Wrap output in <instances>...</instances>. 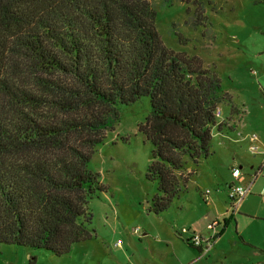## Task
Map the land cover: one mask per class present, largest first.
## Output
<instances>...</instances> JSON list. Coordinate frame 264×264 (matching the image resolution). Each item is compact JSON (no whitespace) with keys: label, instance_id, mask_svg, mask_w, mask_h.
Here are the masks:
<instances>
[{"label":"trees","instance_id":"trees-1","mask_svg":"<svg viewBox=\"0 0 264 264\" xmlns=\"http://www.w3.org/2000/svg\"><path fill=\"white\" fill-rule=\"evenodd\" d=\"M155 17L147 0H0V245L59 257L91 238L87 204L105 191L93 150L142 98L156 185L147 212L185 191L184 158L208 156L227 94L165 48Z\"/></svg>","mask_w":264,"mask_h":264},{"label":"rangeland","instance_id":"rangeland-1","mask_svg":"<svg viewBox=\"0 0 264 264\" xmlns=\"http://www.w3.org/2000/svg\"><path fill=\"white\" fill-rule=\"evenodd\" d=\"M147 1L165 48L216 74L227 94L220 109L223 117L231 108L237 110L236 129L222 135L213 130L209 154L197 165L184 158L186 172H191L185 191L156 216L146 210L156 193L155 183L145 178L152 147L138 132L148 116V99L120 107L118 121L94 148L89 164L105 188L87 204L91 238L59 257L0 245V264H28L30 257L34 264H264V197L250 193L256 198L244 201L248 213L232 210L226 185L237 183L232 166L241 165L245 173L262 162L261 156L253 157L248 137L256 136L258 147L264 143V0ZM263 185L264 172L254 191ZM224 221L228 231L216 244ZM213 223L218 224L211 229L214 244L206 257H198L184 239L189 235L179 236L181 230L203 235ZM240 234L251 246L232 245L230 240L238 241ZM118 242L121 248L115 246ZM252 248L262 254L255 256Z\"/></svg>","mask_w":264,"mask_h":264},{"label":"crops","instance_id":"crops-1","mask_svg":"<svg viewBox=\"0 0 264 264\" xmlns=\"http://www.w3.org/2000/svg\"><path fill=\"white\" fill-rule=\"evenodd\" d=\"M218 109L220 110V124L222 125L221 126V130L220 131H218V130H216V129H214V130H216V134H220V135H222V133L224 132V131H228V130H234V129H236V126L237 125H235V127L232 125V123H233V116H234V114H235V112L237 113V110L236 109H234V108H231V111H230V113L226 116V117H223V114H222V110L220 109V105L218 106ZM242 114V113H241ZM224 124H226L225 126H224ZM261 148V149H260ZM264 150V143H262V142H260V144H259V150H258V152H256L255 154H253V157H256V156H261V152ZM262 157V156H261ZM234 168H237V169H242V166L241 165H235V166H232V169H234ZM231 169V170H232ZM249 171H247V172H245V173H242V171H241V173H242V177L240 178V184L242 185V186H246L247 184H249L250 183V179H251V175L252 174H255V173H258V171H259V167H257V166H254V165H251V166H249V169H248ZM190 171V170H189ZM262 172H264V171H261V172H259L258 173V175H257V177H256V179L251 183V186H250V189H249V193L245 196V198L241 201V203L239 204V206H237V207H239V209H242V211H243V213H248V211L246 210V209H244V204H245V202H248V201H250V200H253L254 198H256V197H248V195H250V193H259V194H262V196L264 197V185L263 186H261V187H256V190H257V192L256 191H254V188H253V186H254V184H255V182L257 181V180H260V177L262 176ZM233 184V181H229L228 182V184H226L227 185V191H228V187L230 186V185H232ZM253 188V189H252ZM252 196H254V194L252 195ZM249 199V200H248ZM246 200V201H245ZM245 201V202H244ZM205 202H209V199H205ZM233 219H235V217L233 218ZM218 224H216V226H217ZM223 229H225V230H223ZM222 229V231H221V233L219 234V235H221L220 237H217V235H216V241H215V243L216 244H221V238L223 239L224 237H225V235H226V233H227V231H228V228H227V226L226 225H224V228ZM139 230V229H138ZM203 233V235H201V236H203V237H205V238H211L212 240L214 239V237H215V235H214V233H213V231H211V229L209 230V231H204V232H202ZM144 236L146 235L145 233L143 234ZM224 236V237H223ZM238 238H239V240L238 241H236L235 239V237L234 238H232L230 241H231V243H232V245H234V246H237L238 244L237 243H239L240 242V244H243V246H246V245H248V246H251V243L250 242H247L246 240H244V238L242 237V234H240L239 236H238ZM214 241V240H213ZM213 244H214V242H213ZM116 246V245H115ZM121 246V245H120ZM117 247V246H116ZM117 248H121V247H117ZM194 248V247H193ZM196 251H197V253H198V257H206V255H208L209 254V251L211 250V248L209 249V250H207V251H205V250H202L201 248L200 249H197V248H194ZM252 249H255V250H253V253L252 254H254L255 256H260L261 254H262V252H257L258 250H256V248H252ZM121 250V249H120ZM126 252V251H125ZM221 252H222V254L224 255L225 254V250L224 249H222L221 250ZM249 257V256H248ZM224 260H226V256L224 257ZM218 264H220V263H218Z\"/></svg>","mask_w":264,"mask_h":264},{"label":"built area","instance_id":"built-area-1","mask_svg":"<svg viewBox=\"0 0 264 264\" xmlns=\"http://www.w3.org/2000/svg\"><path fill=\"white\" fill-rule=\"evenodd\" d=\"M220 110L217 109L214 113L215 118L219 119L220 118ZM249 140V149L250 151L255 154L256 152H258L259 147L257 145H255V143L258 141V138L254 135H251L250 137H248ZM261 156H262V162L259 166V172L264 171V150L261 152ZM258 173L252 174L251 175V179H250V183L247 184L246 186H242L239 182H240V178L242 177V173H241V169H237L234 168L231 170V176L232 178L237 181V183H233L232 185H230L228 187V196H229V200H230V207L232 210H236V207L238 206V204H240V202L245 198V196L249 193V189L251 186V183L256 179ZM216 225V223H213L210 227V229H212V227H214ZM135 232H138V228L134 229ZM189 235V237L184 238L185 240H187V242H189L191 244L192 247L197 248V249H202V250H209L211 248V245L213 244V240L211 238H205L201 235H197L194 232H189V230L183 228L181 230V235L179 236H183V235ZM120 242L116 243V246H120Z\"/></svg>","mask_w":264,"mask_h":264},{"label":"water","instance_id":"water-1","mask_svg":"<svg viewBox=\"0 0 264 264\" xmlns=\"http://www.w3.org/2000/svg\"><path fill=\"white\" fill-rule=\"evenodd\" d=\"M148 205V203H146Z\"/></svg>","mask_w":264,"mask_h":264}]
</instances>
